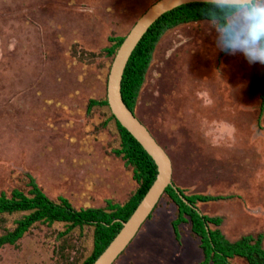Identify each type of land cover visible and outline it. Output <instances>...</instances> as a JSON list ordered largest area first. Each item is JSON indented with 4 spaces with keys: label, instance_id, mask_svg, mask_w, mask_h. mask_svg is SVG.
Wrapping results in <instances>:
<instances>
[{
    "label": "rangeland",
    "instance_id": "374dc122",
    "mask_svg": "<svg viewBox=\"0 0 264 264\" xmlns=\"http://www.w3.org/2000/svg\"><path fill=\"white\" fill-rule=\"evenodd\" d=\"M156 1L0 0V192L26 190L27 174L76 208L122 203L135 191L132 168L112 153L119 135L110 109L87 112V104L106 96L109 38L125 36ZM215 40L210 21L168 30L134 112L168 154L175 186L221 197L197 206L222 218L227 239L261 234L264 246V66L220 51ZM176 211L162 196L113 264H198L189 223L179 225V239L173 233ZM20 217H0V235ZM63 230L35 224L0 248V264H80L92 228Z\"/></svg>",
    "mask_w": 264,
    "mask_h": 264
},
{
    "label": "trees",
    "instance_id": "16d2710c",
    "mask_svg": "<svg viewBox=\"0 0 264 264\" xmlns=\"http://www.w3.org/2000/svg\"><path fill=\"white\" fill-rule=\"evenodd\" d=\"M199 21L213 22L209 18V12L201 3H189L176 7L159 17L137 43L127 61L121 80L122 99L134 115L138 95L153 52L161 37L168 30L181 24ZM124 37L109 38V45L104 52L112 60ZM259 92L263 102L264 71L259 81ZM95 106H104L109 109L106 96L99 101L89 100L87 112ZM109 118L114 121L119 135V147L113 149L112 153L120 157L126 166L132 168V178L137 184L135 191L122 203L106 200L103 207L76 208L63 196L49 198L36 180L27 174L26 190L13 188L8 193L0 192V217L21 214V217L14 221L12 228L0 235V248L16 244L37 223L47 225L59 223L64 226L62 235H67L75 229L92 228V249L80 264H92L105 250L120 231L121 222H125L131 216L157 175L154 161L141 145L117 122L111 112ZM177 189L192 207L184 203L171 186L166 188L162 196L166 195L176 205V216L171 222L176 238L179 239V225L187 222L191 233L198 239L202 252V260L198 264H232L231 260L234 258L243 259L247 264H264L261 234L256 236L247 234L231 241L220 229L222 218L203 214L197 206L198 203L220 200L221 197L202 194L187 195L183 189L179 187ZM158 203L147 220L151 218Z\"/></svg>",
    "mask_w": 264,
    "mask_h": 264
},
{
    "label": "water",
    "instance_id": "95a60500",
    "mask_svg": "<svg viewBox=\"0 0 264 264\" xmlns=\"http://www.w3.org/2000/svg\"><path fill=\"white\" fill-rule=\"evenodd\" d=\"M199 0H158L149 6L125 35L112 60L106 84V100L117 122L141 145L157 168V175L131 216L121 222V229L105 250L92 264H113L127 248L147 220L168 186L174 188L178 197L192 207L172 182L171 160L166 151L156 142L148 129L128 109L121 96V80L127 61L148 28L163 14L172 9Z\"/></svg>",
    "mask_w": 264,
    "mask_h": 264
},
{
    "label": "clouds",
    "instance_id": "9594fccd",
    "mask_svg": "<svg viewBox=\"0 0 264 264\" xmlns=\"http://www.w3.org/2000/svg\"><path fill=\"white\" fill-rule=\"evenodd\" d=\"M215 23L216 47L264 66V0H199Z\"/></svg>",
    "mask_w": 264,
    "mask_h": 264
}]
</instances>
